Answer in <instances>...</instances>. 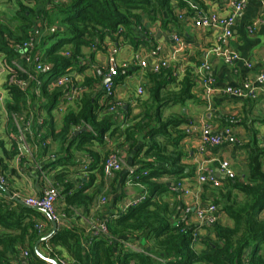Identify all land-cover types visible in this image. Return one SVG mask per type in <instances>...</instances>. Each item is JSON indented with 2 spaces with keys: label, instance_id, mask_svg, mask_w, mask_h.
I'll list each match as a JSON object with an SVG mask.
<instances>
[{
  "label": "trees",
  "instance_id": "1",
  "mask_svg": "<svg viewBox=\"0 0 264 264\" xmlns=\"http://www.w3.org/2000/svg\"><path fill=\"white\" fill-rule=\"evenodd\" d=\"M33 1L32 7L20 4L18 15L23 26L19 31L6 33L0 30V52L9 70L6 86L11 102L8 109L13 112L26 106L28 87L24 89L22 82L29 86V82L36 79L43 80L41 93L53 105L66 87H55L49 94L47 86L50 79L75 69L82 72L87 67L83 47L94 48L91 51L94 56L97 50L105 48L107 38L116 44L120 36L130 37L134 26L141 24L145 17L153 22L160 21L162 26L177 19L172 0ZM178 1L180 6H188V1ZM40 5L42 8L37 10ZM55 17L58 25L54 23L57 22ZM22 54L32 59L39 55L46 65L45 70L37 75L31 72L34 79H30V75L17 64L23 59ZM167 69L160 73L148 71L152 83L149 86L150 98L144 103L141 114L134 116V123L124 130L119 127L112 130V134L124 136V142H131V151L141 142L133 155L132 165L136 167L131 174L135 182L148 185L147 196L127 209L117 210L108 221V235L86 236L84 229L60 226L49 242L67 251L70 264H264V253H260V245L264 243V219L259 216L264 209V147L256 143L247 145L245 179H227V191L215 200L221 211L232 220V225L217 222L207 227L210 233L201 236L200 243L204 245L201 251L193 247V234L199 226L187 223L181 216L184 205L178 200L162 197L169 190V184L157 182V179H181L191 175L186 171L187 164L182 162L184 154L178 149L179 140L185 135L181 126L188 124L189 119L184 113L165 116L163 109L193 99L192 80L184 78L180 87L174 90L170 86L174 79ZM11 78L16 80L10 82ZM94 78L99 80L100 75L96 73ZM94 78L87 77L83 81L91 91L83 95L79 109L68 110L64 115L58 135L67 155L76 143L79 146L92 139L102 140L114 125L110 115L98 119L99 111L105 107L99 104L100 95L94 93ZM85 126L89 128L67 140L75 128ZM169 146L173 149L169 150ZM97 169L104 175L103 162L98 163ZM94 180L95 176L90 185ZM90 185L82 183L79 188H74L70 183L64 184L61 198L67 217L72 214L79 216L77 210L80 209L81 215L90 210L99 192L97 189L88 192ZM0 192L3 193L1 188ZM34 217L47 220L40 210L0 196V226L3 229L0 231V264H14L13 260L23 264L19 248L29 250L31 264H47L34 250L36 241L41 238ZM129 242L138 244L139 248H131ZM250 247L253 251L247 256L246 251Z\"/></svg>",
  "mask_w": 264,
  "mask_h": 264
},
{
  "label": "crops",
  "instance_id": "2",
  "mask_svg": "<svg viewBox=\"0 0 264 264\" xmlns=\"http://www.w3.org/2000/svg\"><path fill=\"white\" fill-rule=\"evenodd\" d=\"M188 6L182 7L178 0H172L177 19L167 22L165 26L160 21H151L144 18L141 24L133 28L130 37L120 36L115 43L120 46L117 56L119 61L127 62L129 66L119 70L113 78V93L108 96L104 90V81L108 75V58L113 42L110 38L105 40V48L97 50L93 58L85 54L84 63L87 67L82 72L72 70L69 72L76 82H82L87 77H96L94 93L100 95L99 104L105 108L98 113V119L110 115L114 125L105 133L102 140L92 139L78 146L74 144L69 155L62 150L61 137L58 135L62 126L64 115L68 110L79 109L81 99L64 104L61 95L52 105L50 100L43 96L40 89L42 81L36 79L26 84V106H21L18 112L8 109L11 96L7 89L9 70L5 64L0 67V92L4 95V107L0 112V172L7 175L8 184L5 186L13 197L24 199L28 196L39 195L46 187V179L54 181L61 189L65 183H70L74 188L80 184L90 185L93 176L95 180L89 186L88 192L99 190L95 196L96 202L101 195L107 196V203L97 212L94 205L85 215H68L59 224L60 226H75L84 229L88 236L87 223L91 218L108 220L117 210H124L127 202L141 194H147L148 185L144 182H135L131 170L134 158L141 146L139 141L130 150L131 142H124V136L118 133L112 134L114 127L124 130L134 123V116L141 114L143 105L149 100V86L152 84L149 78L150 72L142 69L133 62L134 54L142 49H149L157 45L162 47L165 57L170 58V70L174 79L170 85L177 90L181 81L189 77L192 80L191 92L193 99L185 101L184 104H173L165 107L164 114L184 113L189 119L188 124L181 126L185 135L179 140L178 149L184 154L182 162L187 164L186 171L191 175L183 177L187 180L194 193H198L202 201L216 200L227 191L226 180L232 179L225 175L220 168V163L227 159L235 172L234 178L245 179L247 174V157L250 143H256L264 147V81L259 80V75L264 72V0H248L246 7L238 14L232 28V36L224 41V45L239 53L240 59L233 63H226L222 58L216 56L211 49L216 45L218 37L222 33L219 27H198L194 20L198 13L215 12L226 16L232 12L228 0H186ZM191 3L196 7H192ZM20 4L33 6V0H0V30L8 33L19 31L23 22L19 18ZM95 50L91 47H83V53ZM23 59L17 62L18 66L34 79L33 74L40 72L36 70L32 57L28 59L22 54ZM209 61L211 64L210 74L214 77V90L206 93L205 84L198 73V66ZM30 71H28L27 69ZM32 72V73H31ZM53 79V78H52ZM47 86L50 94L54 88ZM16 80L10 79V82ZM99 81V82H96ZM244 81H251L257 89L254 98H238L224 92L226 87H236ZM21 82V81H20ZM27 83V82H24ZM144 86L145 94L141 96L140 103L137 102V88ZM61 89H63L61 87ZM91 93V92H90ZM118 103H122L120 107ZM107 107H106V106ZM115 106L114 110L110 107ZM210 125L212 132L222 134L224 139L220 145H208L201 147V133L204 125ZM87 129L89 127L85 126ZM84 128V127H83ZM81 128V129H83ZM86 129V130H87ZM189 129V131H187ZM227 129L230 131L227 133ZM75 128L67 140L77 136ZM119 146V147H117ZM120 149L124 160L123 169L116 172L113 178H107L98 173L97 165L102 164L105 158L113 150ZM169 146V150H172ZM145 150V148L143 149ZM16 153L14 154V152ZM142 156V154H141ZM99 157V159H98ZM264 169V158H263ZM213 171L220 179V185L213 187L209 184H201L198 181L200 168ZM181 178V179H183ZM174 177H162L157 182L169 184V190L162 196L166 200H178L182 205L192 200L181 191L174 188L177 181ZM241 195V194H240ZM1 197H9L4 191ZM161 197V196H160ZM15 202H17L15 200ZM94 204V203H93ZM63 199L57 202V208L64 210ZM47 220L42 217H34L35 224L42 223L43 231L41 237L49 233L53 226L49 216ZM264 219V209L259 214ZM187 223L196 224L195 218L185 216ZM219 222L224 225H232L224 211L221 212ZM57 228V229H58ZM201 235L210 233L209 228L199 227ZM0 226V231H2ZM214 237V234H211ZM49 241V240H47ZM47 242L40 245L44 253ZM87 246L86 240L83 241ZM136 248L138 244L130 243ZM193 247L201 251L204 245L199 241L193 243ZM21 260L24 263L23 251L19 248ZM57 256L70 264L71 258L67 251L61 246H55ZM253 247L246 251L250 256ZM260 253H264V243L260 245ZM14 264H18L13 260ZM49 264V263H47ZM201 264V263H197Z\"/></svg>",
  "mask_w": 264,
  "mask_h": 264
},
{
  "label": "built area",
  "instance_id": "3",
  "mask_svg": "<svg viewBox=\"0 0 264 264\" xmlns=\"http://www.w3.org/2000/svg\"><path fill=\"white\" fill-rule=\"evenodd\" d=\"M230 6L232 7V12L229 15L222 16L215 12L209 13H198L194 20V24L198 27H219L222 29L221 35L217 39L216 45L211 49L216 56L222 58L226 63H233L240 59L238 52L226 47L224 41L232 36V28L236 21L238 14L246 7L248 0H228ZM192 7H196L191 3ZM110 53L108 58V81L104 83V90L108 96H111L113 93V78L118 74L119 70L122 68H127L129 64L127 62L119 61L117 56L120 52V46L112 43L109 47ZM30 57H28L29 59ZM4 56L0 52V67L4 66L3 62ZM35 63V68L37 71L45 70L46 65H44L39 57L35 55L33 58ZM133 62L140 66L142 69L148 70L152 73H160L163 69L170 66V58L165 57L162 52V47L157 45L149 49H142L137 51L134 54ZM211 64L209 61L203 62L198 66V73L201 75V78L205 84L206 93L209 94L214 88V77L210 74ZM259 80L264 81V72L259 75ZM27 83L22 82L23 86H26ZM50 87H66L64 94L61 97V100L64 104H69L76 99H81L83 95L91 91L90 87L82 82H76L72 75L65 73L59 76H56L50 82ZM224 92L234 95L238 98H254L257 95V89L251 81H244L241 85L236 87H226ZM145 94L144 86H139L137 88V97H141ZM120 107L123 106L122 103H118ZM5 109L4 107V95L0 92V112ZM115 106L110 107V110H114ZM189 131V129H187ZM230 130L227 129V133ZM222 134H215L212 132L211 126L206 124L202 127L201 133V147L204 148L208 145H220L223 142ZM124 160L121 154L120 149L113 150L105 158L103 162V172L104 176L107 178H113L116 172H119L123 169ZM221 170L229 178L235 177V172L231 167L229 160L225 159L220 163ZM133 170H131V173ZM146 173V172H145ZM198 181L201 184H209L213 187H218L220 185V179L216 176L213 171L206 170L204 167L200 168L198 175ZM46 187L43 192L39 195L28 196L23 200L26 204L32 207H38L46 211L50 218L57 221L58 226L66 219L67 215L64 210H59L57 208V202L61 199V188L54 182L49 179H46ZM0 184L7 186L8 179L4 173L0 172ZM174 188L181 191L186 197L190 198L192 202L184 203L182 210V217L192 216L196 220V224L201 228H207L213 224L219 222L221 216L220 206L214 201H202L198 193H194L193 189L188 184L185 178L180 179L176 182ZM147 194H141L138 197L131 199L127 202L124 209H127L129 206L140 202L146 198ZM107 203V196L101 195L99 199L94 202V210L99 211ZM88 233L90 236H103L109 234L108 220H103L100 218H91L87 222ZM43 224L37 223L36 229L39 233L43 231ZM199 227L194 231L193 239L194 242L198 241L201 238V233ZM44 247V254L56 258L62 264H67L65 260L57 256L55 251V245L46 241ZM131 248L136 246L129 244ZM30 252L29 250L23 251V264H31L29 261Z\"/></svg>",
  "mask_w": 264,
  "mask_h": 264
},
{
  "label": "water",
  "instance_id": "4",
  "mask_svg": "<svg viewBox=\"0 0 264 264\" xmlns=\"http://www.w3.org/2000/svg\"><path fill=\"white\" fill-rule=\"evenodd\" d=\"M107 81H108V78L104 81V83H106ZM86 129H87V128L84 127L83 129L78 130V131L76 132V134H78V133H80V132H82L83 130H86ZM0 188H1V189H2V190H3V191H4L9 197H13L12 194H11V192H10V191H9L4 185L0 184ZM13 199L16 200L18 203L22 204L23 206H26V207H29V208H33V209H36V210L43 211V212H45V213L48 215V213H47L46 211H44V210H42L41 208H38V207H32V206L26 204V203L24 202V200H22V199H20V198L13 197ZM48 216H49V215H48ZM49 218H50V217H49ZM50 220H51V222H52V226H53L52 230H51L49 233L43 235L41 238H39V239L36 241V243H35V245H34V250H35L36 254H37L41 259L45 260L47 263H49V264H62V263L59 262L56 258H53V257H51V256H48V255L44 254V253L41 251V249H40V245H41L44 241L50 240V238H52V236H53V235L56 233V231H57V228H58V223H57V221L54 220V219H52V218H50Z\"/></svg>",
  "mask_w": 264,
  "mask_h": 264
},
{
  "label": "rangeland",
  "instance_id": "5",
  "mask_svg": "<svg viewBox=\"0 0 264 264\" xmlns=\"http://www.w3.org/2000/svg\"><path fill=\"white\" fill-rule=\"evenodd\" d=\"M15 1H19V0H15ZM36 8V7H35ZM39 8L41 9L42 8V5H40V6H38L37 7V10H39ZM38 14V13H37ZM57 16V15H56ZM37 17V16H36ZM37 19V18H36ZM55 19H56V21H57V18L55 17ZM55 23V25H58V21L57 22H54ZM54 23H53V25H54ZM60 24V23H59ZM52 42V41H51ZM49 45H50V43H48ZM84 54H86L87 55V57H89V58H93V56H92V53L91 52H89V53H84ZM78 72V71H77ZM141 97H137V102L138 103H140L139 101H141ZM169 113H168V111H167V113H166V116H169L168 115ZM117 147H119V146H117ZM5 174V173H4ZM5 176L7 177V175L5 174ZM8 178V177H7ZM202 238V237H201ZM201 238L200 239H198V241L200 242V240H201Z\"/></svg>",
  "mask_w": 264,
  "mask_h": 264
}]
</instances>
